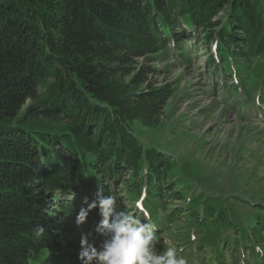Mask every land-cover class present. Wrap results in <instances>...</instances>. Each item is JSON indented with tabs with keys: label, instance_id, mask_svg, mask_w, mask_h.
Here are the masks:
<instances>
[{
	"label": "trees",
	"instance_id": "obj_1",
	"mask_svg": "<svg viewBox=\"0 0 264 264\" xmlns=\"http://www.w3.org/2000/svg\"><path fill=\"white\" fill-rule=\"evenodd\" d=\"M201 36L208 69L225 81L219 88L239 112L251 105L241 120L264 119V0H0V264H70L76 255L47 205L56 201V215L76 218L83 199H95L90 187L116 194L120 183L130 206L119 210L150 223L158 238L175 225L195 228L187 259L264 264L255 251L264 246L262 182L235 184L238 199L220 197L217 183L215 193L192 197L187 177L173 174L177 162L137 136V124L158 126L175 91H146L130 63L167 56L170 47L188 66L187 46ZM143 194L144 212L134 205ZM236 202L251 219L236 213ZM100 219L93 210L87 224ZM183 238L193 244L189 231Z\"/></svg>",
	"mask_w": 264,
	"mask_h": 264
},
{
	"label": "rangeland",
	"instance_id": "obj_2",
	"mask_svg": "<svg viewBox=\"0 0 264 264\" xmlns=\"http://www.w3.org/2000/svg\"><path fill=\"white\" fill-rule=\"evenodd\" d=\"M204 36L198 40L197 46H187L191 63L184 66L182 61L174 55V51L169 47L167 56L153 55L134 59L129 69L133 72L132 76L141 73L145 81L143 88L146 91L170 86L175 92L162 107L165 111L163 116L157 118L158 126L152 127L146 124H137V136L149 145H154L167 156L177 162V167L173 174L177 177L183 175L187 177L186 186H190L193 196L200 194H212L216 191L210 187V184L217 183L223 192L220 197L236 198L234 186L240 185L241 189L247 188L243 185L244 181L252 178L254 188H257V181L262 182L260 190L264 186V119L263 112L251 116L250 121L241 120L243 111L251 108V105L245 106L238 111L235 100L228 97L224 90L218 85L223 86L225 81L222 75H214L208 69L207 47ZM212 53L216 55L217 51L214 45H210ZM217 56V55H216ZM146 77V78H145ZM218 86V88H217ZM234 100V101H233ZM226 101V102H225ZM189 164L191 168H189ZM236 168V174L231 177L229 172ZM184 169V172L182 171ZM234 170V169H233ZM191 174V175H190ZM190 175V177H188ZM130 177L127 175L126 180ZM120 191L116 193L119 197L118 203L130 206L129 196L126 195V189H123L121 183ZM99 188H103L100 186ZM116 190V188H114ZM245 191V190H244ZM90 192L95 198L96 191L90 187ZM232 194H234L232 196ZM242 194V193H241ZM238 193V195H241ZM249 195V193H247ZM244 200H250V196H244ZM247 197V198H246ZM145 194L141 199L135 201L140 203L138 210L142 211L145 207ZM264 199V194H263ZM190 198L188 199L187 204ZM233 201V200H231ZM235 202V201H234ZM260 204L262 201H259ZM57 202L47 205L45 212L54 220L55 229L58 231L62 243L65 244L66 251L71 254L70 264H81L79 254L82 251L80 246L81 235H87L93 228L86 223L83 227H77L75 218L71 215H56L55 208ZM178 207H181L177 201ZM234 209L236 213L242 215L243 220L251 219L249 209L242 203L236 202ZM53 207V208H52ZM64 216V217H63ZM187 231L192 238L189 244L183 237ZM197 234L195 228H189V225L174 226L173 235L163 231L158 238L157 250L163 251L169 246V242L182 250L180 255L193 254L197 248ZM96 240L97 246L101 242V237L95 233L89 237V243ZM233 254L230 250L226 252L229 263L233 260L230 256ZM186 258V256H185ZM187 259V258H186ZM188 264L195 260L205 264H215L207 259L203 262L201 257L191 256ZM242 264V263H241Z\"/></svg>",
	"mask_w": 264,
	"mask_h": 264
},
{
	"label": "clouds",
	"instance_id": "obj_3",
	"mask_svg": "<svg viewBox=\"0 0 264 264\" xmlns=\"http://www.w3.org/2000/svg\"><path fill=\"white\" fill-rule=\"evenodd\" d=\"M118 200L116 194H104L102 188H98L95 199H83L75 218L77 227L87 223L93 210H98L101 219L87 235L80 237L81 264H188V260L180 255L182 250L171 242L165 250L158 251L157 230L135 214L119 210ZM136 206L139 208L140 203L137 202ZM44 232L43 226L34 229L37 237ZM93 233L102 238L99 246L95 239L89 243ZM255 251L264 256V246L258 244Z\"/></svg>",
	"mask_w": 264,
	"mask_h": 264
}]
</instances>
